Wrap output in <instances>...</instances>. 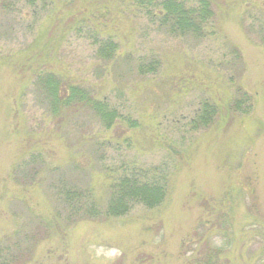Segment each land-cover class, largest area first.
Here are the masks:
<instances>
[{
  "label": "rangeland",
  "instance_id": "374dc122",
  "mask_svg": "<svg viewBox=\"0 0 264 264\" xmlns=\"http://www.w3.org/2000/svg\"><path fill=\"white\" fill-rule=\"evenodd\" d=\"M214 3V31L196 37L169 33L133 0H0L2 264H264V0ZM107 40L116 51L102 60ZM149 61L153 73L138 74ZM44 70L121 119L105 130L81 107L51 115L34 85ZM203 101L218 114L191 132ZM99 158L164 166V200L72 224L60 181L90 189L103 211Z\"/></svg>",
  "mask_w": 264,
  "mask_h": 264
},
{
  "label": "trees",
  "instance_id": "16d2710c",
  "mask_svg": "<svg viewBox=\"0 0 264 264\" xmlns=\"http://www.w3.org/2000/svg\"><path fill=\"white\" fill-rule=\"evenodd\" d=\"M19 1V0H18ZM27 5H33L37 0H20ZM134 5L143 11L145 16H157L159 25L166 28L171 34L192 35L201 37L214 31V1L215 0H133ZM116 51V45L111 41L100 42L97 55L102 60L111 59ZM155 62L137 65L138 74L153 73ZM36 73V72H35ZM34 85L44 96L51 115L61 114L65 109L81 107L91 112L105 130L111 129L121 119L118 110L111 107L109 102L96 99L91 91L80 84H70L58 74L44 70L35 75ZM240 93V90H237ZM245 95L234 99L228 104V112H238L241 105L247 100ZM246 99V100H245ZM244 112V111H243ZM246 113V111L244 112ZM217 109L213 104L203 101L188 123L189 130L196 132L212 125L217 116ZM129 128H135L136 122L130 116L125 118ZM110 141H100L105 149L113 148L117 151V142L110 147ZM95 142V147H99ZM101 147V146H100ZM96 152L105 157V151ZM101 171L105 172L109 182L107 187V200L103 211L96 202L88 188H79L66 181H60L57 191L58 201L69 210L72 224L82 220H93L99 216L117 218L125 215L132 206L140 204L148 209L157 207L167 194V185L170 174L166 168L150 166L145 167L135 163L125 166L108 167L103 160L98 159ZM1 250V248H0ZM2 264V262H0Z\"/></svg>",
  "mask_w": 264,
  "mask_h": 264
}]
</instances>
